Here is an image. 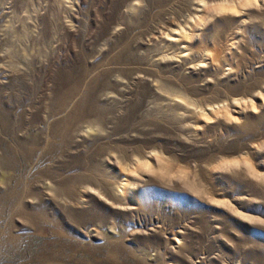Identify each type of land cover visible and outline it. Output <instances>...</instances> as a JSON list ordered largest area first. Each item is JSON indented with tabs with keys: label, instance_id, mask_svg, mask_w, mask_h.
Returning a JSON list of instances; mask_svg holds the SVG:
<instances>
[{
	"label": "rangeland",
	"instance_id": "374dc122",
	"mask_svg": "<svg viewBox=\"0 0 264 264\" xmlns=\"http://www.w3.org/2000/svg\"><path fill=\"white\" fill-rule=\"evenodd\" d=\"M59 5L0 0V264H264V108L234 102L264 96V0ZM198 15L196 46L236 44L228 63L177 36ZM162 82L244 119L158 114ZM140 157L153 166L122 201L119 166Z\"/></svg>",
	"mask_w": 264,
	"mask_h": 264
},
{
	"label": "bare ground",
	"instance_id": "6f19581e",
	"mask_svg": "<svg viewBox=\"0 0 264 264\" xmlns=\"http://www.w3.org/2000/svg\"><path fill=\"white\" fill-rule=\"evenodd\" d=\"M65 0H57L58 4L61 5V3H64ZM204 2V1H203ZM228 1H226V4H227ZM249 2V1H248ZM257 2V1H256ZM254 3V2H253ZM201 4V3H199ZM207 4V3H206ZM59 5V6H60ZM203 5V4H202ZM208 5V4H207ZM216 6V5H214ZM218 6V7H217ZM216 6V9H213V11L215 10L218 11V12H226L227 13H231V14H234L236 11H235V5L234 6H231V5H227V6H219L217 5ZM137 6H132L130 9H134L136 8ZM211 7V6H210ZM205 9V8H204ZM209 9V8H208ZM202 11V10H201ZM212 11V12H213ZM204 13H206L205 11H203ZM211 12V13H212ZM209 14V13H208ZM214 14V13H213ZM212 14V15H213ZM216 14V13H215ZM214 14V15H215ZM225 14V13H224ZM237 14V13H236ZM203 15V14H202ZM205 15V14H204ZM230 16V15H229ZM196 17V15H195ZM193 18V17H191ZM205 16H197V18L195 20L192 21V24H189V23H186V25H190V29L188 32L187 31V28L184 29V28H181L179 31V35H181L184 39L188 40L187 42V48H189V51L190 53H193V55H198L197 57L199 58V61L197 62H200V63H204V58H206L207 60L210 61V64L212 65H215V64H223L224 62H227V60L225 59V54H231L232 53V49L234 48V46L236 44L232 43L230 44L229 46L226 47L225 50H221V49H218V48H215V47H206L205 48H199L196 46V43H197V40H198V35H196L198 29L200 26L203 25V22H204V19ZM208 18V17H207ZM27 19H34L33 17H31V14H30V17L28 18H19V21L22 23L21 24V27H22V31L23 33L22 34H19L17 35V38H20V39H25L28 35H31L32 33V30H31V27L29 24L26 23ZM194 19V18H193ZM186 22V21H185ZM191 23V22H190ZM14 23H12L11 21H8L6 23V28L7 29H13L15 33H17V29L13 26ZM185 25V24H184ZM182 27V26H181ZM188 27V26H187ZM188 27V28H189ZM201 28V27H200ZM179 29V28H178ZM200 30V29H199ZM176 32V31H175ZM173 33V31H172ZM199 34V33H198ZM169 37H174V36H169ZM16 38V37H14ZM16 38V39H17ZM182 38V39H183ZM177 39V38H176ZM179 39V38H178ZM182 39H179V40H182ZM174 40V38H173ZM178 40V41H179ZM176 42V41H175ZM170 43V42H169ZM176 44V43H175ZM178 44V43H177ZM166 45V44H165ZM171 45V43H170ZM185 47V46H184ZM219 47V46H218ZM222 47V46H220ZM224 48V47H223ZM236 49V48H235ZM19 52H23L24 49L23 48H18ZM186 50V49H185ZM187 51V50H186ZM188 51V53H189ZM229 58V57H228ZM223 60V62H222ZM194 62V61H193ZM228 63V62H227ZM225 64V63H224ZM230 64V63H229ZM227 65V64H226ZM222 66V65H221ZM217 67V66H216ZM227 67V66H226ZM231 67V65H230ZM238 67V66H237ZM202 68V67H201ZM220 68V67H219ZM222 68V67H221ZM216 69V68H215ZM223 69V68H222ZM229 69V67H228ZM236 69V68H235ZM234 69V70H235ZM219 70V69H217ZM216 70V71H217ZM230 70V69H229ZM223 71V70H221ZM218 72V71H217ZM161 89H164L165 90V94L167 93L169 99H159V100H156L155 101V106L157 107L159 113L158 114H162L164 116H167V117H170V118H173L175 120H181L182 118L184 117H187L186 114L192 116L194 115L195 119H197V121H200L201 124L203 123V126H207L209 125V123L211 122V120H215L216 122H221V125L223 123H233V124H240L241 123V119H244V115L243 113H238V112H235V114L231 113V111L229 110V106H213L212 104H208L207 102H203V99L201 101L200 100H196L194 99L193 97H191L187 91H185V89H178V88H175L174 86L168 84V83H165V82H162L161 86H160ZM260 94V93H259ZM258 94V95H259ZM250 97V96H249ZM259 99H261V104L260 105H256V103L253 101V100H247L245 98L243 99H240V100H235L234 102L239 104L240 101H244L245 104H247V108L249 107V112H252V113H256L258 111V109H262L264 108V96H263V93L260 94V96H258ZM172 98V99H170ZM228 99V98H226ZM225 100V99H224ZM169 102V103H173V105H170V104H167L165 105L164 107L162 106L161 107V104L163 102ZM206 101V100H205ZM228 101V100H227ZM246 101H249L246 103ZM210 103V102H209ZM235 104V105H237ZM244 104V106H245ZM211 107V108H210ZM232 107V106H231ZM207 108H210V110H208ZM257 110V111H256ZM243 111V110H242ZM241 112V111H240ZM260 113V112H259ZM257 115V114H256ZM190 118V117H189ZM193 118V117H192ZM185 119V118H184ZM183 119V120H184ZM194 119V120H195ZM214 121V122H215ZM244 121V120H243ZM186 122V121H185ZM218 122V123H219ZM223 122V123H222ZM183 123V122H182ZM197 123V122H196ZM195 123V124H196ZM194 124V125H195ZM224 125V124H223ZM227 126V124H225ZM196 126V125H195ZM201 126V125H200ZM230 126V124H229ZM241 126V125H240ZM193 127V126H192ZM202 129V128H201ZM205 129V127L203 128V130ZM196 133V132H195ZM250 154V153H249ZM243 156V155H242ZM239 159H235V160H230V161H226L224 164L222 165H225L226 167L228 166V168L230 167H234V168H241V171L242 169H251L252 168V161L251 159L248 158V155H246V157H243ZM149 157H152V156H149ZM251 157V156H250ZM152 160H154V163H158L159 160H163L162 156L158 153L156 154L155 156H153L151 158ZM151 159H148L146 157H140V158H136V160L132 161V163L130 164H127L125 165L124 167H122L121 165L119 166L120 167V173L124 175L125 177V180H123L121 183H118L119 185L116 187V189L113 190V192L115 193L116 197L122 201H127L128 198L130 197V195H132V182H131V179L133 178V175L139 170L141 172H143V170H147V169H150L152 168V162H151ZM161 160V161H162ZM222 163V162H221ZM160 164V163H158ZM218 167V166H217ZM220 167V166H219ZM208 168V167H207ZM222 168V166H221ZM229 168V169H230ZM214 169V168H213ZM244 170V171H245ZM254 170V169H253ZM222 171V170H221ZM249 173V172H248ZM255 176V175H254ZM260 177V176H258Z\"/></svg>",
	"mask_w": 264,
	"mask_h": 264
}]
</instances>
